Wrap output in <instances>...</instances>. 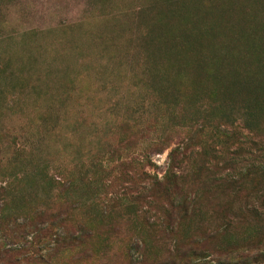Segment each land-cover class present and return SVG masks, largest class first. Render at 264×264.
I'll list each match as a JSON object with an SVG mask.
<instances>
[{
  "label": "rangeland",
  "instance_id": "1",
  "mask_svg": "<svg viewBox=\"0 0 264 264\" xmlns=\"http://www.w3.org/2000/svg\"><path fill=\"white\" fill-rule=\"evenodd\" d=\"M244 102L264 108V0H0L5 263L252 264L264 172L226 182L264 164Z\"/></svg>",
  "mask_w": 264,
  "mask_h": 264
},
{
  "label": "trees",
  "instance_id": "2",
  "mask_svg": "<svg viewBox=\"0 0 264 264\" xmlns=\"http://www.w3.org/2000/svg\"><path fill=\"white\" fill-rule=\"evenodd\" d=\"M256 83V82H255ZM255 87L258 90H262L261 85L259 83H256ZM171 94L168 93L167 96H169ZM243 104V103H242ZM241 117L242 119H244V124H246L244 127L251 133H253V137H251L250 135H244L245 141L243 143L244 145V151L246 150V144L249 143H253L255 145V148H259L261 146V148H263L264 146V128L263 126L259 123L262 122V120H264V108L263 106L260 105H255V109H252V107L250 105H247V103L244 102V105H242L241 108ZM256 137L257 139H259V141H254L253 138ZM263 145V146H262ZM255 148H250L251 152L253 149ZM176 154V156H175ZM181 155V153H178L177 155V150L173 151L172 154H170L171 156V162H170V169H174V168H179L182 165H184L183 163H188L185 162V160H180V162L178 163V159L177 157H179ZM200 155V154H199ZM198 155V157H199ZM253 155V152H251V156ZM250 158H245L244 160H242V166L241 168L239 167L238 171L239 176H234L233 174L231 175H227L226 176V182L230 185H235V186H245L248 184L247 181V177L249 175L250 171H262L264 172V164L262 163L261 159L258 160V162L254 163V162H250ZM196 157V158H198ZM264 157V156H262ZM194 157H191L189 159H191V161L195 162V164L197 163V159ZM264 159V158H263ZM247 163V164H246ZM245 165V166H244ZM167 181L170 183V189L174 188L175 190H177L178 194L181 196L180 198H184L183 202L184 203H188V193L184 191L182 182H181V177L178 176L175 173H168L167 175ZM238 177V178H237ZM239 179V181L237 180ZM245 184V185H244ZM258 193V192H257ZM258 195V194H257ZM253 190L251 191V195H248L247 197V202L246 205L241 207V210H246V212L253 216L256 217V219H259V216L264 215V196L259 197L257 196ZM185 196V197H184ZM178 197V200L180 199ZM258 198V200H256ZM175 200V208H179L180 207V203H181V199L178 201ZM186 204V206H187ZM80 232L84 233V235H86V232L83 228L80 229ZM51 239H55L57 236H59L58 234H55L53 236V234H49ZM53 237V238H52ZM57 242V241H56ZM13 251L12 250H6V249H1L0 247V262H2V264H6V260L9 259V262L12 261L11 263H13V260H11L12 258V254ZM20 261V260H19ZM19 263V262H17ZM252 264H264V252H258L256 257L254 258V261L252 262Z\"/></svg>",
  "mask_w": 264,
  "mask_h": 264
}]
</instances>
